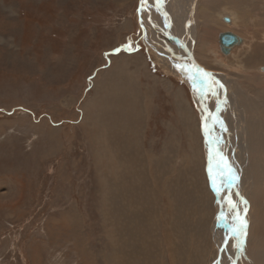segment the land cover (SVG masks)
Masks as SVG:
<instances>
[{
  "label": "rangeland",
  "instance_id": "rangeland-1",
  "mask_svg": "<svg viewBox=\"0 0 264 264\" xmlns=\"http://www.w3.org/2000/svg\"><path fill=\"white\" fill-rule=\"evenodd\" d=\"M181 1L186 10L187 0ZM257 1L246 0L235 21L204 20L194 13L195 24L184 23L195 32L191 50L175 27L172 35L166 34L170 44L230 80L236 111L247 117L249 137L236 143H245L244 159L251 162L242 177L247 184L252 175L255 186L245 197L251 216L240 264H264V170L256 162L258 156L264 161V151L251 139L264 130V0ZM169 3L160 5L166 20ZM159 4L148 0L144 8L142 0H0V264H108L107 256L112 260L120 252L122 264H215L224 255L232 264L239 235L235 246L225 240L226 248L219 249L213 232L221 194L210 178L212 149L203 124L211 120L201 113L202 100H208L215 119L223 113L208 86L200 92L189 82V68L176 74L148 45L149 20L156 32L153 10ZM225 29L247 41L232 56L219 48L218 34ZM134 55L139 58L134 66L140 65L133 72L139 87L134 91L139 92L131 98L135 105H130V114L139 116L129 121L140 119L135 133L124 134L111 124L120 122L117 112L106 119L111 162L96 150L99 117L85 121L84 113L89 115L91 105H106L107 95L114 96L111 92L121 86L111 75L113 67ZM183 59L191 60L189 54ZM192 66L198 67L190 61ZM200 72L202 78L212 74L197 70L195 75ZM99 74L103 87L95 80ZM212 83V88L217 85ZM132 84L122 91L124 97ZM224 102L220 109L234 119V104ZM122 113L124 119L125 105ZM212 123L219 138L221 122ZM233 123L222 131L231 140L244 127ZM256 137L262 140V135ZM230 178L224 177L222 192H227ZM224 213L221 230L232 222V214Z\"/></svg>",
  "mask_w": 264,
  "mask_h": 264
},
{
  "label": "bare ground",
  "instance_id": "bare-ground-1",
  "mask_svg": "<svg viewBox=\"0 0 264 264\" xmlns=\"http://www.w3.org/2000/svg\"><path fill=\"white\" fill-rule=\"evenodd\" d=\"M164 1L165 0H160L159 6H156L154 8V10H153V13H154L155 17L157 18V22L159 24L158 26H155L156 32L151 30V29H153L152 20H149V27H148V29H149L148 31H150V35H151L152 39L159 40V42H157L155 40H152V39H149V38H147V42H148V45L152 47V50H157L158 51L159 57L163 61L164 65H166L168 68H170L176 74L180 75L179 72H184L186 70V67L189 68V70H190L189 73L187 72V74H185V76L186 75L189 76V82L190 83H194L195 82L194 86H196V88H198V90H200V92L206 91V87L208 86V88L211 90V99L213 101H215V103H216V109L220 113H223V114H220L218 119H215L211 115V111L213 109L209 107L208 100L205 102L207 105L205 106L204 109H206V107H207V109H206V112H204V113H203V104H205V103L203 101L201 102L202 103V109H201L202 115L204 116V114L206 113L207 115H209L210 120H211V123H208L206 121V119L203 117L205 119V122L203 124V127H204L203 128V132L205 133L204 135L206 136V140L208 142V148L212 149L211 152H210V149H208L209 153H211V155L209 157L210 169H211L210 178H211L212 182H213V178L215 179V185H217V187H218V188L216 187V189L219 190V194H221L220 195L221 198H219L220 201L217 203V211H218L219 217H217L216 221L213 224V232H214V234L216 236V240H217V242L219 244V249H221L223 246H225V244H224L225 240L227 242L229 241L230 243L233 244V246H235V244H236V239L235 238H236V236L239 235L237 237L238 238L239 247H238V245L236 246L235 251H233V254H232V250H231V255H232V262L231 263L232 264H240L239 263V261H240L239 260V256H240V254H242L243 249L245 247V244H246L245 243V237L246 236H241L239 233L233 231V229L238 226V221L236 222V217L237 216L241 217L245 221L247 220V218H249L248 216H251V214L249 212L250 208H251V205H249V207H248V205L245 203L246 201H248L250 203V201H249V198L247 199L245 197L246 196H250L251 190L255 186L254 179H253V181L251 179L252 175L250 176V178H247V184H246V179H243V177H242V176H244V174H243L244 167L247 166V163L248 164L251 163V162H249V160L246 161L244 159L246 154H243L247 137H249V136H246V134H247V132L250 131V130H248L247 124L244 123V122H246L247 117L245 116L246 115L245 112L242 111L240 113V112L236 111L238 109V107L235 108L236 105H237L238 99H237V96L235 95L234 91L230 92L229 89H228L229 81H230L229 79H225L220 73L217 74V73L210 72V71L209 72H204V73H208V74L212 73V74L208 75V76H205L203 78L201 76L202 72H200L199 75L196 76L195 75V71H197L199 68L195 67V66H192V68L190 69L189 63H190L191 60L188 63L187 61H185L183 59V57H185V55L189 54V56H190L192 54L190 52H187V51L183 50L176 43H174V45L169 43V39H168V36L166 34H170L171 33V35H172V31H173V29L175 27V32H176L177 36L181 39V41L183 43V46L187 50L188 49H190V50L192 49V46H193L192 42L195 41V32L189 25L184 24V23H185V20H188V21H192L193 25L195 24L194 23V13L196 12V10H195L194 7H195V3H196L197 0H187V8H186V10L183 8V3H182L181 0H171V3H169V6H168L169 8L167 7V14H168V16H167L168 19L167 20L164 19V10L160 7V5H164ZM147 3H148V0H145V2L143 3V7L144 8L146 7ZM229 15H231V14H229ZM172 18H173V20H172ZM231 18H232L233 21L236 20V18H233V17H231ZM171 23L173 24L172 27L170 26ZM234 24H236V23H234ZM146 31L147 30H145V32ZM221 32L222 31H220V33ZM242 38H243V43L241 45L246 44L247 41H246L245 37L242 36ZM200 39H203V38H200ZM241 45H237L234 48L232 47L230 49V51L227 54H225V55H229V56L234 55V53H236L235 51L239 50L240 49L239 47ZM220 48H221V46H220ZM220 50H222V48ZM173 52L178 54L180 57L174 55ZM191 52H193V54H194L193 50ZM222 53H223V51H222ZM130 56H129V58H130ZM226 57H228V56H226ZM129 58L126 57L125 58L126 62L122 63V65L119 64L118 66L115 65V67H113V72H112L111 75H112V77H115L114 79L117 81V84H119L121 86V87L114 88V90H115L114 92L110 91L111 94H113L114 96L111 98V97H109L107 95L106 96L107 99L106 98L105 99L102 98L103 100H106V105H102V103H97L94 106L91 105L92 107L91 106L89 107L90 108L89 115H88V113H87V115L84 113V120L85 121L87 120L86 118H88V117H92V118H95V116L99 117V119L96 120V123L99 125L98 127L101 128V129L100 130L98 129L99 132H100V136L97 135V136H99V144L96 145V150L98 152H101L103 154V156L108 157V160L111 161V162H112V158H109V157H111V155H112V150L109 147V143H110V141H109V133H108V131H105L106 129H108L107 120L108 119L111 120L113 117H115L117 115L115 113L117 112L120 115V122L118 121V123H117V121L115 119L116 123H111V124H112L114 129H117L118 127H120L122 134H124V133H128V132L129 133L130 132H134L135 133L136 130H137L136 129V126H137L136 123H138V120L140 119V117H139L138 120L132 118V120L129 121L132 116H135V117L139 116L138 114H130L131 113L130 105L131 104L135 105V100L131 99V98H134L135 94L138 91V89H136L135 91H134V89L135 88H139L138 85L135 83V80L138 79V77H136L137 75L135 76L133 72L138 71L139 67H140V65H139V67H137L138 65L134 66V64H133V63H137L139 61L138 56L134 55V57H131V59L132 58L133 59L130 60V61H129ZM179 59H181V61H179ZM124 64H125V66H124ZM130 65H132L131 67L134 66L136 70L130 68ZM178 65L181 66V67H177ZM249 70H250V68H248V71ZM260 70L264 72V66L261 67ZM128 73H129V75H127ZM248 73H250V72H248ZM137 74H139V73L137 72ZM103 75H104V73H103ZM99 76H100V74L96 77V79H95L96 81H98L100 79ZM198 78H200L201 84L198 83ZM213 81L217 85L212 88V85H214L212 83ZM130 82H133V84L129 87L130 93L128 94V97H130V98L124 97L122 91L124 90V88ZM113 84L114 83H112V85ZM112 85H111V87H112ZM221 85L223 87H221ZM115 86H117V85H115ZM98 87H103L102 84H101V81H98ZM224 99H228V107L231 106L232 103L234 104L233 109H231L233 111L232 115H233L234 119L232 118V116L229 115V113L226 111V109H220L221 106H223V104L225 103ZM128 102H129V106H128ZM262 102L260 101V104H262ZM88 105H90V104H88ZM124 105H125V117L126 118L124 117V119H123L122 111H124ZM225 105H227V104H225ZM104 106H106V108H104ZM106 110H107V113H106ZM106 114H108L110 117L106 118ZM238 114H240L241 116L238 117L237 116ZM127 115H129V118L127 117ZM228 116L230 117L231 120H229ZM212 121H217V122L220 121L221 122V124L219 125L220 129H217V130H219V132L217 134V136L219 138L216 137V133L217 132H214V130L211 129V126L213 124ZM233 121L234 122L236 121V123L240 122V125H241V123H244V127L240 128L241 131L239 130L238 135L235 134V136H236L235 140H231L232 138H231L230 135L229 136L228 135L227 136L222 135L223 129H226L227 128L226 126L228 124L230 126H231V124H232V126L235 125L233 123ZM91 123H93V122H91ZM125 124H126V128H125ZM252 124H253V122H252ZM206 126H207V132L205 131V127ZM230 126L227 128L228 130L232 129V128H230ZM242 131H244V134L242 133ZM235 132L237 133L236 129H235ZM137 133H138V131H137ZM258 134L262 135V140L264 141V130H263L262 133H257L256 135H254V137L251 138V139L252 140L253 139H255V140L257 139V141H258L257 145H259V147L261 149L259 151L262 152V151H264V144H261L263 142L262 140L260 141L261 136H260V138H258L259 136L256 137ZM133 135H132V137H133ZM134 137H135V135H134ZM213 138H214L215 141H213ZM239 139L240 140L242 139V142H245V143H240V142L236 143V141L239 140ZM249 145L251 146V144H248V146ZM256 149L253 148V150H256ZM256 162H257V164L259 166L262 167L261 170H264L263 158L258 156V159L256 160ZM260 163H262V165ZM223 168H224V170H223ZM251 173H252V171H251ZM129 174H131V173H129ZM226 175L229 176V178L231 177L230 179H231L232 182H229L227 184L229 186L228 189H227V192H225L224 190L222 192V184H224L225 181H226V179H224V177H226ZM244 177H247V176H244ZM102 179H103V176H102ZM113 179H111V180H113ZM104 180H106V179H104ZM109 180H110V178H109ZM114 181H116V179ZM117 183L121 184V182H117ZM117 183H116V185H117ZM113 184H114V182H113ZM249 185H251V186H249ZM116 187H118V186H116ZM250 187L252 188L251 190H250ZM229 201H231V204L229 203ZM238 202H239V204H238ZM233 204L235 205V208L232 207ZM103 209H105V208H103ZM106 209H108V208H106ZM223 211H225L226 214H227V212L229 214L230 213L232 214V215L230 214L232 216V218L227 215V218L229 217V220L232 219V222H231V224L225 225L222 228V230H221L220 229V223H219L220 220L219 219H221L223 217L222 214H221V213H223ZM225 213H224V215H225ZM248 221H249V219H248ZM113 223H114V221H113ZM111 231H113V230H111ZM111 231H109V233ZM111 233H113V232H111ZM107 236L111 237L109 234ZM113 237L114 236H112L111 238L113 239ZM111 238H109V239L111 240ZM241 240L243 241L242 244H241ZM232 244H230V245H232ZM225 248H226V246H225ZM120 253L118 254V256L116 258H114L112 260L110 259V255H108L107 256L108 259H106V262L110 261V262H108V264H118L117 259H119L121 261V264H122L123 261L121 259H124V256H123V254H120ZM238 254H239V256H238ZM114 256H116V255L114 254ZM227 259H229V258H227L225 255L221 256L219 258V260L215 264H229L230 260H227ZM131 263L133 264V262H131Z\"/></svg>",
  "mask_w": 264,
  "mask_h": 264
},
{
  "label": "crops",
  "instance_id": "crops-1",
  "mask_svg": "<svg viewBox=\"0 0 264 264\" xmlns=\"http://www.w3.org/2000/svg\"><path fill=\"white\" fill-rule=\"evenodd\" d=\"M197 2L198 5L196 7V12L200 18L210 21L222 19L225 22L226 18H228L230 21H233L231 17L238 18L236 13L239 12V10L244 7V5H246V0H240V2H237V0H197ZM257 2V0H252L251 4ZM200 28L203 29L204 26L201 25Z\"/></svg>",
  "mask_w": 264,
  "mask_h": 264
},
{
  "label": "water",
  "instance_id": "water-1",
  "mask_svg": "<svg viewBox=\"0 0 264 264\" xmlns=\"http://www.w3.org/2000/svg\"><path fill=\"white\" fill-rule=\"evenodd\" d=\"M225 20L227 22L230 21L228 18H226ZM218 38H219V44H220L224 54H227L232 47L234 48L235 46L241 45L243 43L242 36L240 34H238L237 32L232 31L231 29L222 30V32L219 33ZM190 59H191L192 63H194L195 65L200 67L199 68L200 70H202L203 72H209L208 69H205L202 64H200L199 62H197L194 59L193 55H190ZM200 96L202 98V93H200ZM203 105H204V107L206 106L205 104H203ZM203 122H204V120H203Z\"/></svg>",
  "mask_w": 264,
  "mask_h": 264
},
{
  "label": "snow or ice",
  "instance_id": "snow-or-ice-1",
  "mask_svg": "<svg viewBox=\"0 0 264 264\" xmlns=\"http://www.w3.org/2000/svg\"><path fill=\"white\" fill-rule=\"evenodd\" d=\"M144 2H145V0H142V4ZM177 67H181V66L178 65ZM198 71H202V70L198 69ZM204 75H208V74L204 73ZM221 87H223V86L221 85ZM205 131L207 132V126L205 127ZM209 172H210V175H211V169H209ZM213 187H215V179L214 178H213ZM229 203L231 204V201H229ZM232 207L235 208V205L233 204ZM236 219L238 221V226L235 227L233 229V231H235V232L239 233L241 236H243L244 235V230L246 228V221L244 219H242L241 217H239V216H237ZM242 243H243V241L241 240V244ZM238 247H239V245H238Z\"/></svg>",
  "mask_w": 264,
  "mask_h": 264
}]
</instances>
